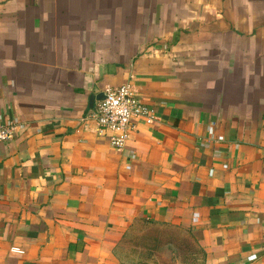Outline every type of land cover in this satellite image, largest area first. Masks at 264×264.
Segmentation results:
<instances>
[{
	"label": "crops",
	"instance_id": "crops-1",
	"mask_svg": "<svg viewBox=\"0 0 264 264\" xmlns=\"http://www.w3.org/2000/svg\"><path fill=\"white\" fill-rule=\"evenodd\" d=\"M125 83L157 121L119 152L82 119ZM9 122L0 264H124L148 224L264 264V0H0Z\"/></svg>",
	"mask_w": 264,
	"mask_h": 264
},
{
	"label": "built area",
	"instance_id": "built-area-1",
	"mask_svg": "<svg viewBox=\"0 0 264 264\" xmlns=\"http://www.w3.org/2000/svg\"><path fill=\"white\" fill-rule=\"evenodd\" d=\"M95 125V131L106 137L111 148L123 151L127 143L138 133L141 126H152L157 121L155 110L144 103L136 94L134 87L125 83L117 88H107L103 99L82 119ZM17 130L15 122L0 127V143L14 138ZM208 141L220 143L224 141L221 134L215 132L213 125L208 128ZM198 151V150H196ZM227 169V164H220ZM256 260V255L248 257V261Z\"/></svg>",
	"mask_w": 264,
	"mask_h": 264
},
{
	"label": "trees",
	"instance_id": "trees-1",
	"mask_svg": "<svg viewBox=\"0 0 264 264\" xmlns=\"http://www.w3.org/2000/svg\"><path fill=\"white\" fill-rule=\"evenodd\" d=\"M142 227L144 231L134 243L140 261L146 262V258H154L159 253L168 251L170 259H179L180 263L197 264L200 259V264H203L205 254L198 247L197 240L190 231L174 226L161 227L148 224ZM150 263L163 264V262Z\"/></svg>",
	"mask_w": 264,
	"mask_h": 264
},
{
	"label": "rangeland",
	"instance_id": "rangeland-1",
	"mask_svg": "<svg viewBox=\"0 0 264 264\" xmlns=\"http://www.w3.org/2000/svg\"><path fill=\"white\" fill-rule=\"evenodd\" d=\"M143 231H144L143 227L135 228L133 229V231H131V233L127 237L121 249V255H122L124 264H136L137 260L141 259L137 255L138 250L134 248V243L136 242L137 238L143 233ZM145 260L147 263L163 262V264H184V263H180L179 259H175V260L173 258L170 259V253L168 251L159 253L154 258H146ZM197 264H200V259H198Z\"/></svg>",
	"mask_w": 264,
	"mask_h": 264
},
{
	"label": "water",
	"instance_id": "water-1",
	"mask_svg": "<svg viewBox=\"0 0 264 264\" xmlns=\"http://www.w3.org/2000/svg\"><path fill=\"white\" fill-rule=\"evenodd\" d=\"M98 99L99 100L103 99V94H101V96H98V97H93V96L90 97V101H89L90 102V108H92L94 101L98 100Z\"/></svg>",
	"mask_w": 264,
	"mask_h": 264
}]
</instances>
